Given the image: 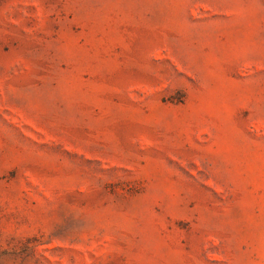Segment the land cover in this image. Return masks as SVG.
Here are the masks:
<instances>
[{
    "label": "rangeland",
    "instance_id": "374dc122",
    "mask_svg": "<svg viewBox=\"0 0 264 264\" xmlns=\"http://www.w3.org/2000/svg\"><path fill=\"white\" fill-rule=\"evenodd\" d=\"M0 264H264V0H0Z\"/></svg>",
    "mask_w": 264,
    "mask_h": 264
}]
</instances>
